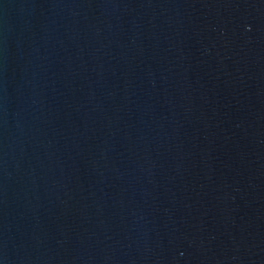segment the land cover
<instances>
[{"label": "water", "instance_id": "water-1", "mask_svg": "<svg viewBox=\"0 0 264 264\" xmlns=\"http://www.w3.org/2000/svg\"><path fill=\"white\" fill-rule=\"evenodd\" d=\"M0 264H264V0H0Z\"/></svg>", "mask_w": 264, "mask_h": 264}]
</instances>
